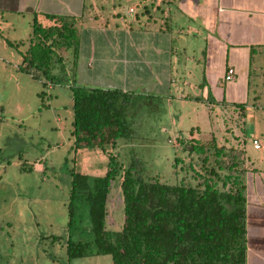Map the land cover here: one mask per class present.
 Masks as SVG:
<instances>
[{
	"label": "rangeland",
	"instance_id": "obj_1",
	"mask_svg": "<svg viewBox=\"0 0 264 264\" xmlns=\"http://www.w3.org/2000/svg\"><path fill=\"white\" fill-rule=\"evenodd\" d=\"M132 1L120 4L121 16ZM136 8L137 12L141 9L138 3ZM19 50H23L21 44L10 47L0 39V56L5 59L0 60V264H112L110 256L70 261L66 257L69 241H86L91 236L86 218L76 229L67 228L71 172L102 176L108 168V154L117 156L124 167L133 158L140 159L145 179L189 186L210 181L221 188L216 177L226 173L227 156L217 159L218 168L212 155L215 150L195 148L214 140L224 154L230 149L241 151V168L253 169L248 174L264 171V148L252 147V136L264 127L253 124L261 109L254 103L252 88L233 87L234 94L247 99V104H227L230 90L224 104L189 101L181 95L198 94L184 87L173 88L170 101L134 99L127 109L131 138L117 139L116 148L103 153L85 146L86 139L81 146L75 145L68 87L73 78L68 67L56 72L57 80L43 86L21 70L24 63ZM59 53L69 58L63 49ZM31 71L41 74L38 69ZM181 75L176 76L179 84L189 79L186 73ZM241 113H246L244 121ZM211 167L216 176L209 173ZM205 168L209 169L205 172ZM119 183V178L111 183L106 202L105 228L111 232L120 231L124 219Z\"/></svg>",
	"mask_w": 264,
	"mask_h": 264
},
{
	"label": "crops",
	"instance_id": "obj_2",
	"mask_svg": "<svg viewBox=\"0 0 264 264\" xmlns=\"http://www.w3.org/2000/svg\"><path fill=\"white\" fill-rule=\"evenodd\" d=\"M123 1L130 0H0V39L21 44L22 60L33 24L47 29L58 25L48 16L74 18L78 85L167 101L184 87L198 95L181 98L213 104H224L230 90L227 104H247L233 91L241 84L261 109L253 124L264 126V0H131L121 16ZM228 69L233 80L225 82ZM183 73L189 79L179 84ZM253 140L264 148V127ZM246 171V264H264V171Z\"/></svg>",
	"mask_w": 264,
	"mask_h": 264
},
{
	"label": "trees",
	"instance_id": "obj_3",
	"mask_svg": "<svg viewBox=\"0 0 264 264\" xmlns=\"http://www.w3.org/2000/svg\"><path fill=\"white\" fill-rule=\"evenodd\" d=\"M48 18L58 25L41 29L33 24L21 70L45 86L68 67L73 78L68 87L76 147L87 140L84 145L93 151L114 150L117 139H129L133 134L127 109L137 97L116 89L78 85L75 68L79 35L74 18ZM61 49L68 52L69 58L60 55ZM36 69L40 75L31 71ZM90 143L94 145L89 146ZM204 147L215 150L212 155L218 168L217 159L227 156L226 173L216 177L221 188L210 181L189 186L145 179L140 159L133 158L124 167L113 154L107 156L108 168L103 176L82 175L73 170L66 205L67 228L76 229V224L86 218L91 236L86 241H69L67 260L110 256L112 264H246V170L241 168L244 159L240 158L241 151L230 149L224 154L214 140L195 148L201 152ZM213 170L211 167L209 173L216 176ZM117 178L124 219L121 230L111 232L105 228L106 202L110 185Z\"/></svg>",
	"mask_w": 264,
	"mask_h": 264
},
{
	"label": "built area",
	"instance_id": "obj_4",
	"mask_svg": "<svg viewBox=\"0 0 264 264\" xmlns=\"http://www.w3.org/2000/svg\"><path fill=\"white\" fill-rule=\"evenodd\" d=\"M130 12H132V10H130ZM233 80V70L232 69H228L226 71L225 77H224V81L225 82H230ZM252 147L254 150H260L261 148V144L259 141L257 140H253L252 141Z\"/></svg>",
	"mask_w": 264,
	"mask_h": 264
}]
</instances>
